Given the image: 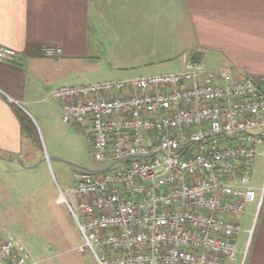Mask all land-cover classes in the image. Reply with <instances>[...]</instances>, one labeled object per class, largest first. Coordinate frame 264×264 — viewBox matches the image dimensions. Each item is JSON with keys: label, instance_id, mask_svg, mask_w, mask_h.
<instances>
[{"label": "built area", "instance_id": "1", "mask_svg": "<svg viewBox=\"0 0 264 264\" xmlns=\"http://www.w3.org/2000/svg\"><path fill=\"white\" fill-rule=\"evenodd\" d=\"M45 56L62 49L42 44ZM0 45V62L16 59ZM168 73L59 86L61 119L83 124L101 167L74 173L66 198L98 264H232L231 217L263 198L250 161L264 154V74L206 67L189 53ZM0 232V264H35Z\"/></svg>", "mask_w": 264, "mask_h": 264}, {"label": "crops", "instance_id": "2", "mask_svg": "<svg viewBox=\"0 0 264 264\" xmlns=\"http://www.w3.org/2000/svg\"><path fill=\"white\" fill-rule=\"evenodd\" d=\"M42 44L62 52L45 56ZM0 45L18 53L0 62V163L9 165L32 153L31 118L46 127L61 113L51 88L179 70L184 53L264 74V0H0ZM257 213L246 264H264V190Z\"/></svg>", "mask_w": 264, "mask_h": 264}, {"label": "rangeland", "instance_id": "3", "mask_svg": "<svg viewBox=\"0 0 264 264\" xmlns=\"http://www.w3.org/2000/svg\"><path fill=\"white\" fill-rule=\"evenodd\" d=\"M176 70L172 66L161 72ZM31 121L32 153L9 165L0 163V232L19 237L35 264H98L89 250L79 249L82 239L65 198L74 185L75 172L101 167L92 156L91 136L83 124L64 122L59 112L49 117L46 127ZM261 150L258 147L249 171L250 184L257 192L264 188ZM256 210L254 201L231 217L240 226L232 264L248 262L249 229L254 226Z\"/></svg>", "mask_w": 264, "mask_h": 264}, {"label": "trees", "instance_id": "4", "mask_svg": "<svg viewBox=\"0 0 264 264\" xmlns=\"http://www.w3.org/2000/svg\"><path fill=\"white\" fill-rule=\"evenodd\" d=\"M192 59H194V58H192ZM194 60H197V59H194ZM28 126H30V125H28ZM30 130V129H29ZM31 132V131H30ZM32 133V132H31ZM33 134V133H32Z\"/></svg>", "mask_w": 264, "mask_h": 264}]
</instances>
